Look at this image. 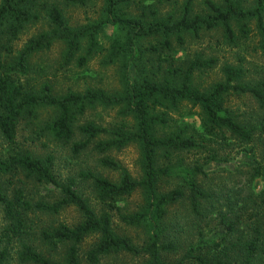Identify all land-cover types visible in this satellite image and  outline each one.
Listing matches in <instances>:
<instances>
[{"label": "trees", "instance_id": "1", "mask_svg": "<svg viewBox=\"0 0 264 264\" xmlns=\"http://www.w3.org/2000/svg\"><path fill=\"white\" fill-rule=\"evenodd\" d=\"M170 1L102 0L95 20L71 26L57 5L40 9L38 0H0V137L5 143L0 177L15 179L8 182L10 187L0 181V206L5 236L19 243V264H81L79 247L92 236L97 240L84 253L87 264L118 253L146 257L144 264H253L257 259L264 264V159H258L261 151L264 158V78L252 79L239 55L238 63L219 67V80L204 86L195 73L213 70L219 59L178 56L187 37L206 33L216 37L220 47L264 52V0H203L199 12H193V0L180 5L173 1L166 10ZM40 18L47 28L18 47L23 33ZM108 30L103 45L100 38ZM55 42L63 45L64 67L75 61L85 70L98 54L102 67L117 64L119 90L87 87L59 94L51 82L31 76L38 73L33 58ZM232 96L251 98L260 112L251 117L234 113L227 106ZM94 106L117 109L122 121L114 129L92 122L76 125ZM43 108L55 113L42 124ZM26 129L36 139L54 140V156L20 147L17 138ZM131 144L139 154L138 179L108 156L97 162L118 171L117 182L89 167L66 177L56 172L55 147L65 146L73 162L90 147L103 155ZM231 146L236 154H250L236 173L251 182L260 180L258 192L220 184L224 179L214 187L203 186L212 164L229 161L221 152ZM191 153L202 162L190 165L185 154ZM29 180L53 186L54 201L31 197ZM168 183L174 186L165 189ZM87 190L98 210L84 195ZM135 194L140 202L126 210ZM177 207L185 214L171 211ZM68 208L79 215L75 224L54 221L46 228L34 227L38 213L56 217ZM114 213L123 225L143 230L141 246L115 233ZM180 250L181 256L170 260ZM8 257L6 249L0 251V264Z\"/></svg>", "mask_w": 264, "mask_h": 264}, {"label": "rangeland", "instance_id": "2", "mask_svg": "<svg viewBox=\"0 0 264 264\" xmlns=\"http://www.w3.org/2000/svg\"><path fill=\"white\" fill-rule=\"evenodd\" d=\"M181 4L185 0H171L169 4H166V10L172 6V2ZM203 0H193V12H199L202 10ZM219 2L220 0H214ZM249 4L252 0H246ZM38 6L41 9L47 5H57L63 12L64 17L71 26H78L85 24L87 22L93 21L98 17L99 10L102 4V0H84L82 3L71 4L67 0H38ZM165 9V8H164ZM47 28V23L45 19L40 18V20L33 26H30L23 35L21 36L18 47L27 40L30 36L35 35L39 31L45 30ZM109 31V30H108ZM105 32V35H101L100 42L105 45L107 41V36L109 32ZM217 38L214 37L211 33H206L200 38L187 37L186 43L180 51H178V56L182 60L191 58L194 54H202L204 57L215 56L219 59L218 66L210 71L196 72L195 79L198 83L208 86L216 80H219V67L223 63H238V56L241 55L244 57L243 64L246 68L250 70V77L257 80L258 78H264V52L257 50L255 53H252L250 49H247V52H244L241 49H230L228 47H220L216 45ZM252 44L251 47H253ZM63 51V45L61 42H55L52 46L39 53L36 57L33 58V67L34 70H37L38 73H31V76L35 77L39 81H49L51 82L53 89L56 93L64 94L67 91H77L81 92L87 87H96L102 88L108 92H114L119 90L118 82V65H110L107 67L101 66L102 55H96L92 60L88 62L87 68H80L76 65L75 61L68 67H64L61 64V54ZM251 53V54H250ZM83 54V49L78 53V55ZM77 55V56H78ZM240 57V56H239ZM227 106L234 113L243 115L245 117H251L256 115L258 111L257 104L249 97L245 96H232L227 102ZM54 109L43 108L40 109V122L43 124L46 121L52 120L54 117ZM121 118L117 115V109L104 108L101 106L89 107L86 112L78 117L76 125L83 124L85 122H92L96 125L105 127L107 129H114L121 122ZM17 144L24 149H30L36 154L45 156L52 154L54 156V140L51 138L39 137L35 138V135L30 133L27 129L20 131ZM3 146L5 143L0 137V154L3 152ZM58 151L59 159L55 166L56 172L61 177H66L67 175H75L77 168H90L94 173L99 174L103 177L110 179L111 181L117 182L119 179V172L109 170L101 167L98 164V158L102 156H108L121 164L126 168L131 176L135 179H138L141 175L139 170V154L136 145L131 144L121 149H112L107 151L103 155H98L96 152L92 151V147L88 149L79 159L69 160L67 157L68 150L64 146L55 147ZM235 147L231 146L225 148L221 152L222 157L230 158L228 162H223L222 164H212L211 168L208 169V177L203 179L202 184L205 188L214 187L216 183L220 180V184L226 183L227 186H234L237 188H242L247 190L248 188L252 189L255 192H258L261 187V181L255 180L251 182L249 178L243 175L236 173V170H242L245 159L250 157V154L244 152H238L236 154ZM263 152H258V159H264ZM186 160L188 163L193 164L195 160L202 162V158L199 156H194V154H185ZM54 170V167H53ZM0 181L6 187L12 186L11 181H15L12 176L0 177ZM29 184V195L35 200H43L52 202L56 196L54 187L46 184H37L31 180L28 181ZM174 185L171 183L166 184L165 189H170ZM84 195L89 199V202L92 207L98 210V205L94 200L93 195L89 190L84 192ZM217 197V196H215ZM220 197V195H218ZM245 197V193H241L240 201ZM140 202V196L134 195L127 200L126 210H131L135 208V204ZM124 209V208H123ZM125 210V209H124ZM177 210L181 211L184 215L185 211L182 210V207L171 209V211L176 212ZM215 216H211V220ZM79 219L78 213L73 208H68L60 213L58 216L38 213L34 216L33 225L36 229L46 228L48 225L54 224V221L65 222L69 225L75 224ZM209 222V221H208ZM6 221L3 217L2 207L0 206V251L6 249L8 251V260L6 264H19L16 258V252L19 248V243L17 239L7 238L5 236ZM112 226L116 234L128 236L134 244L141 246L145 241L146 236L142 229L136 227H129L123 225L118 219L117 215L114 213L112 217ZM9 235V234H8ZM97 238L89 237L85 239L79 247V255L81 264H87L84 259V253L88 251L92 245L95 244ZM183 250H180L176 255L169 257L170 260L178 259ZM146 257L143 256H133L128 253H118L112 254L100 259L98 264H144ZM253 264H263L261 259H257Z\"/></svg>", "mask_w": 264, "mask_h": 264}]
</instances>
